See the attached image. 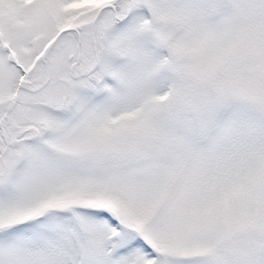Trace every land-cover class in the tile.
<instances>
[{"label": "snow or ice", "instance_id": "1", "mask_svg": "<svg viewBox=\"0 0 264 264\" xmlns=\"http://www.w3.org/2000/svg\"><path fill=\"white\" fill-rule=\"evenodd\" d=\"M0 264H264V0H0Z\"/></svg>", "mask_w": 264, "mask_h": 264}]
</instances>
